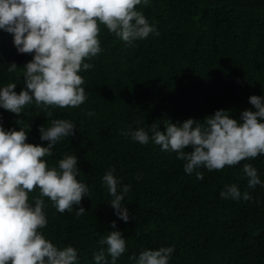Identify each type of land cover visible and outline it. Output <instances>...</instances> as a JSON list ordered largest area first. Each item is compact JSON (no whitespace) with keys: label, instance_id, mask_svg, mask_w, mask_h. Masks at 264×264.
<instances>
[{"label":"trees","instance_id":"1","mask_svg":"<svg viewBox=\"0 0 264 264\" xmlns=\"http://www.w3.org/2000/svg\"><path fill=\"white\" fill-rule=\"evenodd\" d=\"M137 10L159 35L135 40L133 46L100 25L103 51L85 61L93 68L79 73L87 94L79 107L49 106V116L33 100L19 117L0 108L5 130L27 129L30 123L27 142L32 144L46 146L38 128L50 127L54 119L76 124L75 134L43 159L58 167L65 154L78 157L77 178L89 188V197L81 201L86 211L77 217L79 205H74L61 214L44 198L48 223L40 231L58 247H75L77 264H96L98 240L112 230L122 231L127 245L116 264H135L130 257L141 251L170 246L169 264H264V187L248 189L242 172L243 164L251 163L264 183V155L221 171L202 167L200 180L195 171L185 173V161L175 152L162 151L151 139L141 145L124 134L143 127L151 137L153 123L163 131L166 120L193 118L202 124L218 109L230 110L233 118L253 109L249 97L264 96V0H149ZM31 59L17 52L12 34L0 30V87L16 83L18 93L23 65ZM12 62L18 68L9 73ZM90 111L95 115H86ZM113 166L121 187L130 186L123 201L127 222L115 214L103 183ZM232 184L252 199L221 197ZM38 195L39 189L29 193L30 202Z\"/></svg>","mask_w":264,"mask_h":264},{"label":"clouds","instance_id":"2","mask_svg":"<svg viewBox=\"0 0 264 264\" xmlns=\"http://www.w3.org/2000/svg\"><path fill=\"white\" fill-rule=\"evenodd\" d=\"M142 3L148 6L149 0H0V30L13 35L19 54L32 55L23 65L21 90L15 91L16 83L0 87V108L19 117L33 100L36 105H43L49 116V106L79 107L87 99L85 81L79 73L93 68L92 63L85 61L103 51L98 39L100 25L128 45L150 34L159 35L156 26L137 10ZM17 68L12 62L7 71L13 73ZM249 103L254 110H242L239 118H233L230 110L218 109L202 124L193 118L182 123L166 120L163 131L156 123L150 126L151 137L143 127L124 134L141 145L151 139L162 151L175 152L178 160L185 161V173L195 171L197 179L202 180L203 173L197 171L202 167L221 171L264 155V96L251 95ZM75 128L76 124L65 119H54L50 127L39 126L40 140L47 141L45 146L27 142L30 123L27 129L19 130H5L0 123V264H77L75 247H58L40 231L48 223L44 198L61 214L73 211L74 205H79L75 209L77 217L86 211L81 201L85 195L89 197V188L77 178L78 157L65 154L58 167H49L43 159L53 155L59 141L74 135ZM114 172L113 166L104 174L103 183L112 197L109 202L115 214L127 222L130 214L123 201L130 186L121 187ZM242 172L248 189L264 187L251 163H244ZM36 189L39 195L32 197L33 203L29 193ZM220 196L252 199L248 191L241 193L236 184L228 186ZM111 226L116 229V222L112 221ZM98 243L102 247L94 253L96 264H116L127 249L120 230L109 231ZM173 252L174 247H160L143 250L130 259L135 264H169Z\"/></svg>","mask_w":264,"mask_h":264}]
</instances>
